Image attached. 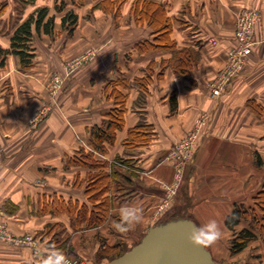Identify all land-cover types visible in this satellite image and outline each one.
Masks as SVG:
<instances>
[{
	"label": "crops",
	"instance_id": "crops-1",
	"mask_svg": "<svg viewBox=\"0 0 264 264\" xmlns=\"http://www.w3.org/2000/svg\"><path fill=\"white\" fill-rule=\"evenodd\" d=\"M103 1L64 0V10L58 11L57 0H0V50L10 48L16 27L37 8L47 6L55 19L52 32L33 28L30 67L22 68L14 53L0 55V221L17 235L38 238L48 225L60 222L71 233L75 252L85 256L84 248L94 244L91 233L86 245L81 230L70 227L68 214L50 212L55 199L90 203L86 183H75L99 168L67 162L83 149L97 161L111 163L120 156L136 167V175L121 169L123 181L113 182L112 212L125 204L142 207L137 228L142 233L112 230L114 218L101 230L109 245L140 239L158 220L151 212L163 194L159 181L175 175L168 149L206 111L210 118L164 216L189 215L198 226L217 220L222 237L208 248L217 264H264V227L254 225L252 217L242 218L234 229L225 222L239 205L255 209L262 224L257 197L264 191V0H145L160 4L170 19L173 47L158 46L154 26L135 17L136 0H124L118 11L100 5ZM246 7L260 11L256 44L239 74L213 98L210 83L228 60L227 48L235 45L236 13ZM69 10L78 16L71 35L62 25ZM88 49H96V56L65 79L57 104L40 125H32L33 116L50 107L51 76L64 74L66 60ZM183 49L197 56L179 75L174 55ZM119 94L123 125L113 142H103L105 150H98L90 143V129L108 125ZM139 125L149 128L150 141L128 148L129 130ZM103 169L109 172L110 165ZM139 175L142 185L135 179ZM242 228L256 236L232 254L231 241ZM40 241L41 254L50 246L48 238ZM40 254L0 242V264H37Z\"/></svg>",
	"mask_w": 264,
	"mask_h": 264
},
{
	"label": "trees",
	"instance_id": "trees-1",
	"mask_svg": "<svg viewBox=\"0 0 264 264\" xmlns=\"http://www.w3.org/2000/svg\"><path fill=\"white\" fill-rule=\"evenodd\" d=\"M123 1L124 0H105L100 3V5L107 6L110 4L113 5L112 8L114 7L118 11ZM64 5V0H57L55 8L58 11H62L64 10ZM133 9L135 17L138 16L141 21L147 20L149 24L154 26L157 34V44H159L158 46H174V42L170 37L171 21L166 16L160 4L153 1L136 0ZM54 21V15H49V8L47 6L37 8L25 21L16 27L11 37L10 48L5 50L1 49L0 55L14 53L19 56L22 68L30 67L34 56L30 45L33 37V28L37 32L42 30L45 32H52ZM77 23L78 16L73 11H67L62 17V25L64 29L67 30L68 35L73 33ZM175 53V63L178 69L176 72L181 75L179 71L184 72L186 66L190 63V59H195L194 56L197 55L190 49L178 50ZM117 100L120 101L119 107H115L109 112L110 119L108 125L94 126L90 129V143L98 150L104 151L105 146L103 142H113L115 130L121 128L123 125L125 113L123 103L124 97L119 94ZM146 130L149 131V128L143 125L131 128L125 145L129 148L147 144L150 141L151 133ZM67 162L68 164H82L99 168L98 171L88 172L86 178L81 181V184L84 182L86 183V195L90 203H80L78 201L65 202L60 199H55L50 202V212L53 214H68L70 218V227L73 231H83L89 228L99 227L112 216V209L114 207L113 195L111 194L113 182L117 180L116 178L125 176L120 170L125 169L129 172V175H136V167H134L129 160L120 156L116 157L111 163L97 161L91 152H86L83 149L80 150L77 155L68 158ZM108 164L110 165L109 172L103 169ZM257 201L259 210L263 212L262 224L260 223L261 221H258V215L255 209L247 211L239 205H236L233 211L226 217L225 222L227 227L234 229L242 218L252 217V220L256 221L254 225L256 224L260 229H263L264 191L259 193ZM163 218L167 219L169 216H164ZM255 236L256 235L247 228H242L235 232L230 245L232 254L243 250ZM41 238H48V245L50 247L55 246L56 249L62 250L65 255L74 254L73 246L70 241L71 233H69L66 226L60 222L48 225L46 230L42 231ZM102 246L107 250H116V248H120L119 245H108L105 240H103Z\"/></svg>",
	"mask_w": 264,
	"mask_h": 264
},
{
	"label": "built area",
	"instance_id": "built-area-1",
	"mask_svg": "<svg viewBox=\"0 0 264 264\" xmlns=\"http://www.w3.org/2000/svg\"><path fill=\"white\" fill-rule=\"evenodd\" d=\"M260 17L259 9L255 7H246L236 13V29H235V45L227 48V58L229 69L225 73H217L218 81L211 90L212 96L219 98L223 92L230 85L232 79L236 77L239 72L242 70L244 64L251 55L253 48L256 44L255 33ZM60 76H56L54 79V84H52L49 90H55L56 85L61 82ZM50 107H43L39 113L32 120L34 124L37 121H40L45 117ZM199 119L196 121L198 123ZM198 125L201 126L202 123L199 122ZM203 125L199 128H202ZM202 129H200V134ZM198 141V133L195 132V135L188 140H178L173 143L167 151L166 158L171 161L177 171V173H182L186 165H188L193 157L194 148ZM1 153V150H0ZM179 176V175H178ZM181 177V176H179ZM176 189V188H175ZM168 202L165 203L163 207H168ZM0 242L9 243L14 246L20 247H32L35 254L40 253V248L38 242L34 239L33 236H18L8 229L7 225L4 222L0 221ZM71 264H90L85 259L79 257H73L71 254L66 255Z\"/></svg>",
	"mask_w": 264,
	"mask_h": 264
},
{
	"label": "rangeland",
	"instance_id": "rangeland-1",
	"mask_svg": "<svg viewBox=\"0 0 264 264\" xmlns=\"http://www.w3.org/2000/svg\"><path fill=\"white\" fill-rule=\"evenodd\" d=\"M235 29H236V20H235ZM96 54H97V50L96 49H88L86 52H83L81 54L75 55V56H73V57H71V58L66 60V63L64 64V70H65L64 74L60 75L58 73H54L51 76V78H50V88H51L52 84H54V79H55V77L57 75L60 76V78L62 80H61L60 84L56 85L55 90L52 91L50 89V109L54 105L57 104V98H58V95H59L61 89L63 88L65 79L68 76H70L71 74L75 73L78 69L83 67L85 64L90 62L96 56ZM228 64H229V62L227 60L225 65H223V67H221L219 69L218 74H219V72L225 73L229 69ZM217 81H218V76L216 75L215 78L210 83L211 88L215 84H217ZM211 96H212V90H211ZM213 98H216V97H213ZM39 112H37V113H39ZM36 115L33 116L32 120L35 118ZM46 117H47V114L45 115V117L43 119H41L40 121H37L36 124H34V121H31L30 123H32V125H40ZM209 118H210V113H208L206 111L200 113L197 117H195V119L193 121L192 128L185 135H183L180 138V140H188L189 138H191V137H193L195 135V132L198 133V140H199V138L202 135V133L200 134V129H202V131H203V129L206 127V125L208 123ZM198 119L200 121H198V123H197L196 121ZM199 122L202 123V125H203L202 128H199L202 125L198 127V125L200 124ZM196 142H198V141H196ZM195 147H196V145H195ZM173 167H174V165H173ZM187 167H188V165L185 166V168L183 169L182 173H180V174L177 173V171H176V169L174 167L175 175H174L173 180H171V181H164V180L159 181V185L162 188L163 194L160 197L159 201L154 205V208L152 209V212H151L152 213L151 214V218L152 219H156L157 220V219L163 217L166 214L168 208L171 206V204L173 203L175 197L177 196V194L179 192V188H180V185H181V182L183 180V177H184V174H185V171H186ZM178 175L181 176V177H179ZM116 179L123 181L122 177H118ZM135 179H136V181H137V183L139 185L143 184V181H142V178H141L140 175L138 177H136ZM75 184L76 185H78V184L81 185V182L77 181ZM167 202L169 204L168 207H166V208L163 207L165 205V203H167ZM111 218H114L116 221H118L119 220V213L114 214V212H112V216L104 224L100 225L99 227H93V228L87 229L86 231L85 230L81 231L80 234H81L82 242H84V244H86V245H87V243L91 244V241L89 240L90 236H89V234H87L89 232V233H91V237H90L91 240H94V244H93V246L91 244L90 247H88L89 245H87V247L84 248V250L87 251L86 254H85V256H86L85 257L83 255L77 254L75 252L74 245L71 243L72 246H73V253H74V254H71V256L83 258L90 264H91V262H95L96 264H105L110 259L115 258V257L119 256L120 254L124 253L132 245H134V244H136L138 242L139 237H136L131 242L128 241L129 242L128 244L121 245L120 242H117V243H114V244L111 245V246L119 245L120 246L119 249H117V248H116V250L115 249H112V250L105 249L102 246V242H103V240L106 241V237L103 234V232L101 230V227L109 225L110 221H111L110 220ZM144 223L146 224V222H144ZM137 228H138V224L133 228V230H135L137 232V234L140 235V233H142V229H137ZM113 229L114 228H112V230ZM22 235L23 236H33V235L27 234V233L22 234ZM22 235L20 234L18 236H22ZM33 237L38 242V244H39V242H42V241H40L41 238H38L36 236H33ZM231 264H239V263L236 261V262H233Z\"/></svg>",
	"mask_w": 264,
	"mask_h": 264
},
{
	"label": "water",
	"instance_id": "water-1",
	"mask_svg": "<svg viewBox=\"0 0 264 264\" xmlns=\"http://www.w3.org/2000/svg\"><path fill=\"white\" fill-rule=\"evenodd\" d=\"M189 215L160 218L139 241L105 264H217L210 250L194 247L187 239L191 225Z\"/></svg>",
	"mask_w": 264,
	"mask_h": 264
},
{
	"label": "clouds",
	"instance_id": "clouds-1",
	"mask_svg": "<svg viewBox=\"0 0 264 264\" xmlns=\"http://www.w3.org/2000/svg\"><path fill=\"white\" fill-rule=\"evenodd\" d=\"M143 220V208L136 204H125L119 209V220L113 221V228L120 233H127ZM222 237V229L217 220L211 219L202 226L191 225L187 239L194 247L207 249ZM37 264H71L62 250L51 246L40 254Z\"/></svg>",
	"mask_w": 264,
	"mask_h": 264
}]
</instances>
